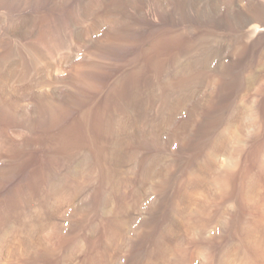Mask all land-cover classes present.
Returning <instances> with one entry per match:
<instances>
[{"label":"rangeland","instance_id":"obj_1","mask_svg":"<svg viewBox=\"0 0 264 264\" xmlns=\"http://www.w3.org/2000/svg\"><path fill=\"white\" fill-rule=\"evenodd\" d=\"M106 263L264 264V0H0V264Z\"/></svg>","mask_w":264,"mask_h":264},{"label":"bare ground","instance_id":"obj_2","mask_svg":"<svg viewBox=\"0 0 264 264\" xmlns=\"http://www.w3.org/2000/svg\"><path fill=\"white\" fill-rule=\"evenodd\" d=\"M201 17H202V16H201ZM256 17H257V16H256ZM232 18H233V17H232ZM208 20H209V19H208ZM198 21H199V20H198ZM209 21H210V20H209ZM260 28H261V26H260ZM255 29H256V28H255ZM261 29H262V28H261ZM259 30H260V29H259ZM261 31H262V30H261ZM261 31H260V32H261ZM253 33H254V31H253ZM254 35H255V34H254ZM160 57H161V56H160ZM189 67H190V65H189ZM136 74H137V73H136ZM195 75H197V74H195ZM203 75H204V74H203ZM196 77H197V76H196ZM202 77H203V76H202ZM206 78H207V77H206ZM126 80H127V79H126ZM233 86H234V85H233ZM128 87H129V86H128ZM215 115H216V114H215ZM223 142H224V141H223ZM184 200H185V199H184ZM119 203H120V202H119ZM190 205H191V204H190ZM183 208H184V207H183ZM186 208H187V207H186ZM177 210H178V209H177ZM184 210H185V209H184ZM184 210H183V211H184ZM126 212H127V211H126ZM130 212H131V211H130ZM130 212L128 211V213H130ZM177 216H178V215H177ZM127 222H128V221H127ZM108 224H109V223H108ZM109 226H110V225H109ZM107 228H108V227H107ZM120 229H121V228H120ZM117 231H118V230H117ZM117 231H116V232H117ZM119 233H120V231H119ZM119 235H120V234H119ZM103 236H104V235H103ZM106 236H107V235H106ZM110 237H111V236H110ZM102 238H103V237H102ZM112 238H113V237H112ZM115 238H116V237H115ZM103 244H107V243L104 242ZM111 244H112V243H111ZM105 252H106V251H105ZM102 254H103V253H102ZM133 255H134V254H133ZM104 256H105V255H104ZM105 258H106V257H105ZM93 259H94V258H93ZM102 260H103V259H102ZM109 261H110V260H109ZM109 263H110V262H109ZM106 264H107V263H106Z\"/></svg>","mask_w":264,"mask_h":264}]
</instances>
